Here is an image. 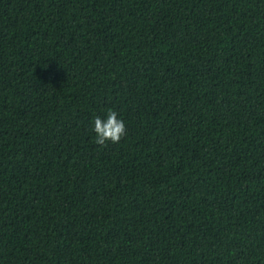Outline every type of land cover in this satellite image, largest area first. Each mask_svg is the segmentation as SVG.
I'll list each match as a JSON object with an SVG mask.
<instances>
[{
	"label": "trees",
	"instance_id": "16d2710c",
	"mask_svg": "<svg viewBox=\"0 0 264 264\" xmlns=\"http://www.w3.org/2000/svg\"><path fill=\"white\" fill-rule=\"evenodd\" d=\"M0 264H264V0H0Z\"/></svg>",
	"mask_w": 264,
	"mask_h": 264
},
{
	"label": "clouds",
	"instance_id": "9594fccd",
	"mask_svg": "<svg viewBox=\"0 0 264 264\" xmlns=\"http://www.w3.org/2000/svg\"><path fill=\"white\" fill-rule=\"evenodd\" d=\"M91 131L97 144L116 143L125 135V121L113 109L106 110L103 116H94Z\"/></svg>",
	"mask_w": 264,
	"mask_h": 264
}]
</instances>
